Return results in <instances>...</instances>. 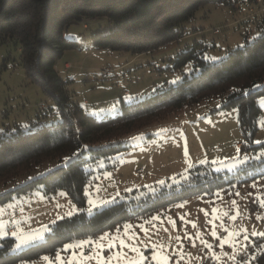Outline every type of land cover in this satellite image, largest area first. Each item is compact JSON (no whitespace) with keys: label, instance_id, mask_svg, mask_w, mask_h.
Masks as SVG:
<instances>
[{"label":"rangeland","instance_id":"1","mask_svg":"<svg viewBox=\"0 0 264 264\" xmlns=\"http://www.w3.org/2000/svg\"><path fill=\"white\" fill-rule=\"evenodd\" d=\"M114 27L101 17L73 24L64 35L89 46L98 32ZM185 27L183 37L141 54L92 46L67 48L55 67L71 101L86 115L117 116L123 103L142 100L195 71L191 61L174 67L182 50L195 48L206 60L218 61L246 39L253 40L264 29V0L207 3ZM20 56L19 44H0V130L37 129L61 119L55 100L27 73ZM257 103L261 109L257 131L252 126L243 129L237 105L223 107L221 97L175 112L160 111L148 125L120 136L129 145L126 150L87 166L93 180L84 190V205L64 189L49 197L41 187L0 204V238L10 236L12 229L20 247L40 242L57 219L81 211L92 214L128 200L134 191L139 194L198 163L210 162L217 171L235 173V179L228 184V178L210 194L174 203L148 218L126 221L96 238L80 239L79 245L77 240L69 242L55 255L43 254L21 264H129L141 256L143 264H237L264 233V162L245 170L252 159L264 155L248 149L251 143L264 142V94ZM66 160L44 158L0 182V193Z\"/></svg>","mask_w":264,"mask_h":264},{"label":"trees","instance_id":"2","mask_svg":"<svg viewBox=\"0 0 264 264\" xmlns=\"http://www.w3.org/2000/svg\"><path fill=\"white\" fill-rule=\"evenodd\" d=\"M234 0H0V44L20 45V61L27 73L52 97L61 119L37 129L0 130V182L40 163L44 158L62 162L22 184L0 193V204L41 187L49 197L59 189L72 200L85 204L84 190L93 180L87 170L98 159L108 160L126 150L122 134L151 123L148 119L164 111H178L202 99L221 97L223 107L237 105L243 129L258 130L261 109L257 97L264 94V29L253 40L236 47L226 58L206 60L195 48L182 50L174 67L194 62V72L172 84L158 87L150 96L123 103L117 116L96 119L71 101L66 82L55 64L67 48L154 51L185 34V23L207 3ZM237 1V0H236ZM105 18L114 28L98 32L90 45L67 38L73 24ZM116 138V139H113ZM252 152L264 151V142L250 144ZM252 159L245 170L262 164ZM110 167V165L108 166ZM235 173L217 171L210 162L198 163L172 180L151 189L143 188L94 213L64 216L50 224L44 240L20 247L15 236L0 238V264L34 261L43 254L55 255L64 245L82 238H96L129 220L148 218L161 209L215 189L235 179ZM13 232V231H12ZM237 264H264V236L256 237Z\"/></svg>","mask_w":264,"mask_h":264},{"label":"snow or ice","instance_id":"3","mask_svg":"<svg viewBox=\"0 0 264 264\" xmlns=\"http://www.w3.org/2000/svg\"><path fill=\"white\" fill-rule=\"evenodd\" d=\"M232 219H235V217H232ZM213 235H215V232L213 233ZM260 235L264 236V233H260ZM121 243H123V242H121ZM69 247H71V246H69ZM208 247H211V245H208ZM132 251H138V249L132 248ZM45 259L47 260L48 258L45 257ZM129 264H143V257L141 256L140 260H138V261H129Z\"/></svg>","mask_w":264,"mask_h":264},{"label":"built area","instance_id":"4","mask_svg":"<svg viewBox=\"0 0 264 264\" xmlns=\"http://www.w3.org/2000/svg\"><path fill=\"white\" fill-rule=\"evenodd\" d=\"M137 172L138 173H141L142 172V169L141 168H139V169H137ZM239 219L238 220H236L235 222H234V225H237L238 223H239ZM10 231L12 232V229H10ZM79 240H77L75 243L77 244V245H79Z\"/></svg>","mask_w":264,"mask_h":264}]
</instances>
